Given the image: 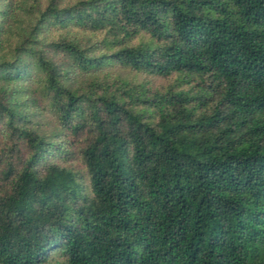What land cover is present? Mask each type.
Returning <instances> with one entry per match:
<instances>
[{
	"label": "trees",
	"instance_id": "trees-1",
	"mask_svg": "<svg viewBox=\"0 0 264 264\" xmlns=\"http://www.w3.org/2000/svg\"><path fill=\"white\" fill-rule=\"evenodd\" d=\"M24 14L0 264H264V0H0V44Z\"/></svg>",
	"mask_w": 264,
	"mask_h": 264
},
{
	"label": "rangeland",
	"instance_id": "rangeland-1",
	"mask_svg": "<svg viewBox=\"0 0 264 264\" xmlns=\"http://www.w3.org/2000/svg\"><path fill=\"white\" fill-rule=\"evenodd\" d=\"M28 21H29V17L25 16V14L20 18L16 17L15 19L12 18L10 20V22H9L10 27L7 28L8 34L10 36L7 34V36L3 37L2 43L0 44V56L7 55V52L9 50V48L11 47V45L14 43V40L16 38H18L17 35L19 33H21L26 28ZM11 35H12V37H11ZM57 60H59V59L57 58ZM104 72H110V70L104 71ZM111 72L114 75H120L122 78H127L129 80H131L134 77V76H132V74L129 71L121 70L120 68H116V69L112 70ZM143 78H142V80H143ZM174 79L175 78L172 77L171 79H153V80L150 79V81H151L152 86L154 88H160V87H166V86L173 84ZM36 97H37V100L42 103V100L39 98L38 94ZM41 103L38 102L34 105H33V103H31L32 109L30 111L31 113H29L30 120L37 121L39 119L42 120V118H45V117L50 118L48 113H45V116H44V114H43V116H38L40 114V112H44V109H42L43 104H41ZM33 110H35V112ZM32 113H34V114H32ZM45 121H46V119H45Z\"/></svg>",
	"mask_w": 264,
	"mask_h": 264
}]
</instances>
